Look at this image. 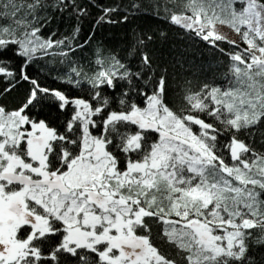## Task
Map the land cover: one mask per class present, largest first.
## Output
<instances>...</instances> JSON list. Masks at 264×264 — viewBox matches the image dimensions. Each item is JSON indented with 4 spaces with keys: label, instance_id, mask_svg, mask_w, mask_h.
I'll return each instance as SVG.
<instances>
[{
    "label": "snow or ice",
    "instance_id": "1",
    "mask_svg": "<svg viewBox=\"0 0 264 264\" xmlns=\"http://www.w3.org/2000/svg\"><path fill=\"white\" fill-rule=\"evenodd\" d=\"M70 6L78 17L87 12L75 0H0V81L7 85L0 94L30 85L21 106L0 105V264H257L264 154L239 137L264 123V0L164 5L169 23L229 59L223 88H187L175 108L166 103L164 75L154 86L144 79L147 54L137 72L100 50L92 75L71 66L65 83L79 96L31 76L38 54L71 64L69 53L84 47L71 43L79 28L72 38L40 35L50 20L43 13ZM115 11L105 8L97 23H114L105 17ZM52 104L70 112L62 131L39 118ZM153 225L175 257L161 251Z\"/></svg>",
    "mask_w": 264,
    "mask_h": 264
},
{
    "label": "trees",
    "instance_id": "2",
    "mask_svg": "<svg viewBox=\"0 0 264 264\" xmlns=\"http://www.w3.org/2000/svg\"><path fill=\"white\" fill-rule=\"evenodd\" d=\"M48 2L55 3L56 0ZM168 3L169 0H75L76 5L87 10L86 14L79 17L71 6L63 11L49 8L47 13H43L49 15L50 20L41 29V37H51L53 40L72 38L79 28L71 43L74 48L77 44H84V47L75 48L74 52L69 53L71 64L61 56L39 57L38 54V58L28 68L29 74L45 87L59 89L70 96H79L82 94L79 89L65 83V74L71 70V66L79 65L84 72L92 75L96 70V52L100 50L104 57L115 55L133 72L141 71V56L147 54L151 60V69H144V79L151 76L149 85L154 86L160 76L164 75L166 103L173 108L183 104L184 90L187 88L198 91L204 83L223 88V74L227 72L229 65L228 56L169 23L164 12V5ZM134 4L137 7L134 8ZM105 8L116 9L105 17L115 21L114 23H97L104 16ZM125 16L128 17L127 21L123 19ZM140 40L144 43L140 44ZM218 43L226 52L234 50L228 43ZM61 51H68V48L65 46L50 50L56 53ZM61 60L64 62L61 63ZM14 63L18 66L19 59L15 58ZM5 87L7 85L0 81V92ZM29 87L28 83L20 82L10 92L0 94V105L7 110L18 108L25 102ZM84 87L87 88V85ZM136 102L143 106L144 100L138 97ZM69 115L70 112L62 113L52 104L45 106L39 113V118L49 120L52 126L62 131ZM239 138L248 143L256 153L264 154V123L258 125L252 135L241 134ZM219 139L226 142L228 137L225 135ZM159 233L160 227L153 225V238L161 251L175 257V250L160 240ZM254 258L257 264H264V248H257Z\"/></svg>",
    "mask_w": 264,
    "mask_h": 264
},
{
    "label": "rangeland",
    "instance_id": "3",
    "mask_svg": "<svg viewBox=\"0 0 264 264\" xmlns=\"http://www.w3.org/2000/svg\"><path fill=\"white\" fill-rule=\"evenodd\" d=\"M218 29L229 40H236L237 42H240V36L237 35L232 29L228 28L227 26H218Z\"/></svg>",
    "mask_w": 264,
    "mask_h": 264
}]
</instances>
